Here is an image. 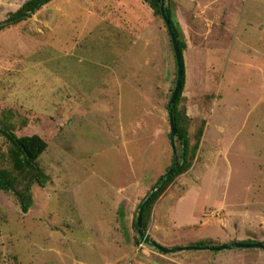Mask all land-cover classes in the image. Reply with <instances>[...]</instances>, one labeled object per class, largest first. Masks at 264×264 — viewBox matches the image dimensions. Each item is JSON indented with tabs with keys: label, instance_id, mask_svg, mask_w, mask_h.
<instances>
[{
	"label": "rangeland",
	"instance_id": "1",
	"mask_svg": "<svg viewBox=\"0 0 264 264\" xmlns=\"http://www.w3.org/2000/svg\"><path fill=\"white\" fill-rule=\"evenodd\" d=\"M29 1L0 0V23ZM167 3L186 44L178 109L192 167L147 235L168 249L264 243V0ZM177 79L166 24L144 0H53L0 31V127L48 145L27 211L0 192V264H264L262 249L162 254L140 240L139 205L180 153ZM12 150L0 136V171L25 193Z\"/></svg>",
	"mask_w": 264,
	"mask_h": 264
},
{
	"label": "trees",
	"instance_id": "2",
	"mask_svg": "<svg viewBox=\"0 0 264 264\" xmlns=\"http://www.w3.org/2000/svg\"><path fill=\"white\" fill-rule=\"evenodd\" d=\"M52 1L53 0H30L8 21L0 23V31L5 30L9 26L16 25L30 19L34 14H36L45 5L49 4ZM144 1L151 7L152 10L155 11L156 14L160 15L163 18L161 11L162 0H144ZM164 11L166 17L171 21V32L169 30L168 32L171 37V40H172V36H171L172 34L177 40V45L182 56L183 71H184L183 86L176 98L175 105L172 108H170L169 106V111L172 110L173 112V122H174V127L176 129V136H172L171 133L170 138H171V142L174 141L172 142V146L175 145L176 141L180 143V153L176 154L175 152L172 161V166L168 169L167 173L158 180L157 184L153 186V188L149 191L147 196L140 203L138 208V217L134 223V227L141 241H144L147 245L157 249L162 254H170V253H174L173 252L174 249H170L169 252L161 251L162 248L165 247H162L161 245L157 244L147 235V226H148L147 220L151 216L154 206L156 205L160 197L165 193L167 188L175 181V179L178 176L186 173L192 167V162L190 157L192 151L190 147L189 135L186 129H184L181 124V116L178 109L179 103L182 98V93L186 79L185 62L183 55L184 50L186 48V44L184 42V34L180 27L179 22L175 18V14L172 8L168 5L167 0L165 1ZM175 58H176V54H175ZM176 66L178 70L177 59H176ZM0 136L5 137L13 147L12 157H13L15 169L23 175H25L26 173L30 175L29 182L26 187V192L22 193L17 190V185H16L17 182L14 178L11 177L10 173L0 171V192L2 191L13 192L15 195L18 196L19 199H22V197L24 196L29 201L27 203V206L26 207L22 206V208L23 211H27L28 207L31 204V197H32L30 193L31 183L35 182L43 187L48 181V177L46 176L45 172L41 169V167L38 164V160L40 156L46 152L48 145L39 136L23 137V138L18 137L15 134V132L8 127H0ZM238 244H245V245L261 244L264 246V243H258L250 240L231 243L222 246L227 247L224 250L244 249V248H238L237 247ZM219 247H215L212 243L204 241V242H198L188 247H184L183 249L184 251L212 250L215 251L216 253H219V251L215 250L216 248Z\"/></svg>",
	"mask_w": 264,
	"mask_h": 264
},
{
	"label": "water",
	"instance_id": "3",
	"mask_svg": "<svg viewBox=\"0 0 264 264\" xmlns=\"http://www.w3.org/2000/svg\"><path fill=\"white\" fill-rule=\"evenodd\" d=\"M165 1L166 0H162L161 11H162L163 20H164L166 26L168 27V30L171 32V21L166 17V14H165V11H164ZM171 36H172L173 47H174V51H175L176 59H177V64H178V79H177L176 88H175V90L173 92V96H172V99H171V102H170V105H169L170 108H172L175 105L176 98H177V96H178V94H179V92H180V90H181V88L183 86V75H184L182 56H181L180 50H179L178 45H177V40L173 36V34ZM169 117H170V125H171L172 136H176V129L174 127L172 110L169 111ZM172 142H174V141H172ZM173 148L175 149V145H173ZM237 247L238 248H244V249H262V250H264V246L261 245V244H250V245L238 244ZM225 248H227V247L226 246H221L219 248H216L215 250L220 252V251L224 250ZM161 251L169 252L170 249L162 248ZM181 251H184V249L183 248H175L173 250V252H181Z\"/></svg>",
	"mask_w": 264,
	"mask_h": 264
}]
</instances>
